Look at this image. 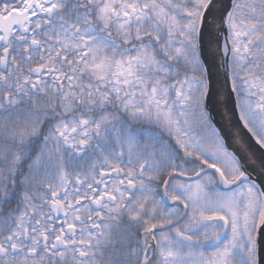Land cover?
Returning <instances> with one entry per match:
<instances>
[{"label":"snow or ice","instance_id":"1","mask_svg":"<svg viewBox=\"0 0 264 264\" xmlns=\"http://www.w3.org/2000/svg\"><path fill=\"white\" fill-rule=\"evenodd\" d=\"M0 264H264V0H0Z\"/></svg>","mask_w":264,"mask_h":264},{"label":"water","instance_id":"2","mask_svg":"<svg viewBox=\"0 0 264 264\" xmlns=\"http://www.w3.org/2000/svg\"><path fill=\"white\" fill-rule=\"evenodd\" d=\"M211 51L212 49L209 46L205 45L204 59L208 66H210V70L212 72V84L213 88H215L218 70L216 66L219 62L218 60L213 59L210 54ZM208 110L212 115L213 122L215 123L217 128L221 130L229 149L235 150L240 155L244 156L246 159H250V153L243 150L244 145L238 139L234 138L236 136V128L240 126L238 115L233 117L232 122L230 124L228 120V106L218 105L217 98L215 95L209 97ZM245 135H248L246 131ZM248 139L249 143H251L255 147V142L251 140L250 136L248 137ZM253 175L255 176V173Z\"/></svg>","mask_w":264,"mask_h":264}]
</instances>
